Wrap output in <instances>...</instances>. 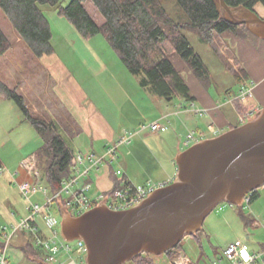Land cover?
I'll return each mask as SVG.
<instances>
[{"label":"rangeland","instance_id":"rangeland-1","mask_svg":"<svg viewBox=\"0 0 264 264\" xmlns=\"http://www.w3.org/2000/svg\"><path fill=\"white\" fill-rule=\"evenodd\" d=\"M163 1L165 9L176 20L181 21L185 18L176 0ZM85 5L97 24H103L104 18L94 5L91 2H87ZM43 9L46 11L53 31L51 41L53 54L46 56L45 62L41 58H37L27 48L25 42L19 40L16 30L0 8V27L13 42L11 54L0 58V78L12 86H18V92L26 97L25 104L35 117L48 122L56 120V117H52L53 114L65 117V113L62 111L65 106L63 97L69 94L78 97L80 94L73 90L76 89L74 82L89 96L90 101L94 99L107 115L112 116V121L118 124L119 132L123 131L120 138L125 132L139 131L142 125H150L156 121L164 113L166 107L171 106L175 110L180 99L174 98L169 103L152 89L142 87L141 77L133 75L128 70L103 35L86 39L66 17L60 16L49 6H43ZM185 34L209 70L207 82L200 81L192 72L183 71L191 94L199 93L203 88L208 90L217 102L226 105L229 94L237 95L244 83L256 86V79L251 75L242 74V77L240 76L242 79H238L236 74L241 71L240 66L236 69V74L229 70V60L234 56L230 52L229 42L225 49L219 45L204 42L197 33L185 32ZM91 48L107 65L106 72L94 74L93 67L96 71V65L92 60ZM57 64L65 67L73 80L62 79L61 74L56 70ZM67 85L74 87L71 92L67 91ZM250 102L251 100L245 103L251 104L252 102ZM108 104L111 107V113L106 110ZM160 121L169 127L166 132L162 133V136L167 134L171 135L170 137L160 140L153 134L154 132L146 130L138 134L130 145L122 146L118 152L120 159L114 166L122 169L124 173L126 172L137 186H147L150 183L160 185L159 182L168 178V175L172 173L169 167L161 168V166H169L173 160L176 161L179 154L177 139L173 135L175 118L171 117L166 121ZM238 124L242 125L240 122ZM67 130L70 131L61 129L59 131L64 141L73 152H76L77 148L83 152L81 147L89 143L88 138L82 135L75 143V139L71 140L70 136L76 130L75 126H69ZM181 132L186 134V130H181ZM197 142H193L191 146ZM42 143L36 128L26 120L17 104L12 100L0 98V159L3 164L0 173V234L5 226H8L12 231V224L16 225L22 216L26 215L27 200L20 193L16 182L28 179L27 172L20 166L21 160L36 152ZM187 148L185 147L184 150ZM16 169L18 171L17 179L13 181L11 174L15 173ZM22 175L26 178H21ZM29 181L33 182L32 179ZM261 189L262 187L257 191L259 192ZM31 199L43 204L45 197L43 194H33ZM246 205L248 208L244 210V213H249L250 205L246 201L233 206L228 202L220 204L213 214L207 217L203 229L212 230L210 225L217 215L221 216L231 209H242ZM51 209L62 225L63 218L59 206L55 204ZM258 212L261 214L258 217L259 220L264 222V204L257 206V214ZM247 228L249 231L255 230L261 233L264 231L261 227L255 229L251 224ZM215 230L220 237H215V233L212 232V236L204 238L205 254L199 256L197 252L193 253L187 247L188 241H194L192 238L194 236L186 237L180 244V248H183L182 250L189 256L194 257L195 261L200 260L199 264H219L220 260L226 264L227 258L224 251L231 244H238V241L233 242L235 233L232 231L234 230L232 227L230 230L223 227L222 232L219 228ZM2 242L4 241L0 235V243ZM23 247L22 238L12 241L8 252V258L12 264H46L45 257L33 259L24 254ZM2 248L3 244L0 251ZM180 248H176V250ZM162 257L169 258L171 256L167 253L158 257L152 256L156 264H164L158 260ZM198 263L196 262V264ZM127 264H135V262Z\"/></svg>","mask_w":264,"mask_h":264},{"label":"trees","instance_id":"trees-1","mask_svg":"<svg viewBox=\"0 0 264 264\" xmlns=\"http://www.w3.org/2000/svg\"><path fill=\"white\" fill-rule=\"evenodd\" d=\"M87 2H91L103 16V24H97L91 16L85 5ZM176 2L185 16L181 21L176 20L165 9L163 0H0V8L20 39L37 58L53 54V31L43 9V6H49L60 16L66 17L86 39L103 35L128 70L141 77L142 87L152 89L167 102L174 98L193 102L191 90L182 73L173 65L170 54L177 53L200 81L207 82L209 70L185 32L197 33L207 43H213L228 32L241 37H247L250 33L245 25L230 24L223 15L224 11L217 8L214 0ZM225 2L235 11L241 7L254 10L264 0ZM12 49L13 42L0 27V57ZM228 68L236 74L237 71L230 63ZM242 74H246L243 69L237 72L238 79H242ZM0 98L14 101L26 120L36 128L43 142L36 152L43 179L52 193L57 192L65 180L74 176L73 151L67 146L53 121L48 122L31 113L24 96L18 92V86H12L0 78ZM1 169L3 165L0 160ZM114 172L116 175V171ZM123 179L127 180L125 176L121 180ZM121 184L122 181L114 189L120 188ZM249 195L251 202L258 196V191ZM245 221L249 223L247 219ZM201 231L203 229L194 236ZM2 244L0 243V248ZM22 249L24 254L33 259L44 256L42 252L33 250L28 245ZM179 250L175 249L167 254L174 260ZM133 262L156 264L148 254L137 257Z\"/></svg>","mask_w":264,"mask_h":264},{"label":"water","instance_id":"water-1","mask_svg":"<svg viewBox=\"0 0 264 264\" xmlns=\"http://www.w3.org/2000/svg\"><path fill=\"white\" fill-rule=\"evenodd\" d=\"M214 2L230 24L245 25L264 40V18L255 10L234 11L225 0ZM176 165L175 181L132 209L100 204L77 217L62 211V234L85 241L88 264H127L143 254L175 250L220 204H241L264 186V108L252 121L180 152Z\"/></svg>","mask_w":264,"mask_h":264},{"label":"crops","instance_id":"crops-1","mask_svg":"<svg viewBox=\"0 0 264 264\" xmlns=\"http://www.w3.org/2000/svg\"><path fill=\"white\" fill-rule=\"evenodd\" d=\"M254 10L258 15L264 18V3H258L254 7ZM21 42L23 41L21 40ZM227 42L230 43L231 46L230 52L234 55L229 60L231 66L233 65L232 68L236 70L240 66L241 69H243L248 76L251 75L256 79L255 82L256 86L255 87L253 86L254 98L251 99L252 103L251 102H250L251 104L244 102L229 103L228 98L231 96V94H229L226 100L227 104L222 105L221 103L216 101V98L210 92H208V90H204L202 88L200 89L199 93H196L194 95L192 94V96L194 97L193 102H195L196 107L209 110L208 117H199L195 113H193L190 110L191 107L190 101L187 102L185 100H180V103L175 108L176 111L173 110L174 108L171 106L166 107L164 110L167 112L164 111V113L161 114L160 118H157L156 120L166 121L171 117L175 118L176 123L174 124L175 126H174L173 135L177 139L178 153L182 152L184 148L187 147L185 145V139L190 131L196 132V136L198 137L199 142L205 139L214 138L235 127H238L239 126L238 122H240V116L245 114L252 107L256 106V107L264 108V40L252 35L251 33L247 35V37H241L234 33L228 32L218 37L213 42V45H219L220 47L225 48L227 47ZM91 52L93 58L92 60L96 65V71H95V67H93L94 74L97 75V73L99 74L106 72L107 65L103 62V60L99 57V55L93 51L92 48H91ZM8 54H11V52L9 51L0 58L2 59L3 57H7ZM170 59L173 65L175 66V68L179 72H181L182 75H183V71L192 72L187 67L183 59L177 53H171ZM41 60L45 62L46 56L42 57ZM61 66H62L61 64L60 65L57 64L56 70L59 71V73L62 76V79L67 78L68 80H73L69 71L65 67H61ZM183 77L185 78L184 75ZM257 83L260 84L257 85ZM74 84L76 86V89H73L74 87L72 88L67 85L66 86L67 91L71 92V90L73 89L77 94L80 93L79 96L75 97L74 95H70V94L64 96L63 100L65 101L64 102L65 106L62 108V111L65 113V117L56 116V114H53L52 117L53 118L56 117L55 119L57 120V122H55L56 120L54 122L57 125L59 131L61 129L69 132L71 130V129L67 130L69 129V126H75L76 130L71 133L72 135H70L72 137L71 140L74 141L75 139V143H77V139L80 138L82 135H85V137L88 138L89 143L81 147V149L84 150L83 152L91 151L95 154L101 155L105 151L107 145L115 143L120 138L123 131L119 132L118 124L117 123L115 124L112 121L113 119L111 118L112 116L107 115L105 110L103 108L101 109L99 107V104L94 99H91L90 101L89 96L84 91H82V89H80V87H78L75 82ZM24 98L26 100V97ZM106 110L109 111L111 110L109 104ZM180 129L186 130V134L185 135L182 134ZM162 133L164 132L153 133V134H155L156 137L160 140L171 136L167 134L162 136ZM68 147L71 149L70 146ZM36 152H34L33 154H36ZM83 152L77 148L76 152L73 153L75 155ZM23 160H21V163ZM116 162H114L111 167L102 165L99 167V169L93 170L90 173V177L87 179L88 182H90L92 185L90 191L88 192V197L90 199L94 200L98 198L100 195L110 192L115 188V186L119 182L122 181L121 179L123 178V176H116L114 174L115 173L114 171L120 169L119 167L116 168L114 166ZM162 167L164 168L169 167V169L172 170V173H170L168 175V178H166L165 180H161L159 182L160 185L169 184L175 181L178 174L176 161L173 160V162H171L169 166L162 165L161 168ZM17 173L18 171L16 169V172L11 174L13 181H16ZM124 176L127 180L135 184V182L131 180L130 176L126 172L124 173ZM21 178L25 179L26 177L22 175ZM259 204H264V186H262L261 191L258 192V196L253 201L249 202L250 205L249 213H244L245 212L244 210L248 208V206L246 205L242 209H238V210L231 209L230 211H227L225 214L221 216L217 215L216 217H214L213 223L210 225V228L212 230L206 231L202 228L203 229V231H201L202 233L192 237L194 238L193 239L194 241L193 242L188 241L187 247L193 253L197 252L199 256H201L205 254L203 248L205 237L212 236V232L215 233V237H220V235L215 229L219 228L220 231L222 232L223 227L228 228L229 230L232 227L234 229L232 231L235 233L234 236L235 240L233 242L238 241L239 244L246 247V249L250 254H256V253L263 254L264 231H262V233L256 232L255 230L249 231L247 228V226L251 224L255 229L260 227L264 229V222H261L258 218L259 215L261 214H259V212L257 214V206H259ZM211 214H213V212ZM245 219L249 221L248 225ZM214 248L216 247L214 246ZM182 249L183 248H180L179 253L184 254L188 259H190V264H196V262L198 263L200 261V260L195 261L194 257L189 256ZM153 260L155 262V259ZM158 260L161 263L166 264L171 262L173 259L172 257L169 258L162 257L161 259ZM263 260H264V254L262 256V259L259 260L256 264H264ZM219 264H225V262L223 260H220ZM226 264H234V263H232L229 260L228 261L226 260Z\"/></svg>","mask_w":264,"mask_h":264},{"label":"built area","instance_id":"built-area-1","mask_svg":"<svg viewBox=\"0 0 264 264\" xmlns=\"http://www.w3.org/2000/svg\"><path fill=\"white\" fill-rule=\"evenodd\" d=\"M253 98L254 87L245 83L241 86L237 95H231L228 98V102L245 103ZM190 104V110L197 116H209V110L196 107L195 102ZM261 110L260 107H252L240 116V123L245 124L252 121ZM168 129L169 127L166 124L156 120L150 125H142L139 131L125 132L118 141L107 145L101 155L91 151L75 154L72 158L74 176L65 180L61 189L54 193L50 191L44 182L36 154L24 159L21 166L27 172L28 179L16 182V185L25 200H27L26 215L16 225L12 224V231L8 226L3 227L0 234L4 241L2 242L3 248L0 251V264H12L8 258V252L12 241L16 238H22L24 246L28 245L31 249L42 252L46 264H88V247L85 241L81 238L67 240L61 233L60 221L54 215L51 207L57 204L61 213L66 211L77 217L100 204H106L115 211H125L140 205L156 189L167 184L154 185L150 183L147 186H137L129 180L123 179L120 188L113 189L92 200L88 197L92 185L87 179L90 177V173L99 169L100 166L111 167L119 159L118 152L120 148L130 145L138 134L146 130L160 133L166 132ZM197 141L196 132L190 131L186 136L185 145L190 147L193 142ZM116 175L124 177V172L122 169H118ZM29 179H32L33 182ZM33 194H43L45 197L44 203L41 204L32 200L31 196ZM244 201L250 202L249 194ZM224 254L227 260L234 264H256L262 259L264 253L250 254L246 247L238 243L231 244ZM166 264H190V259L179 253L174 260Z\"/></svg>","mask_w":264,"mask_h":264}]
</instances>
